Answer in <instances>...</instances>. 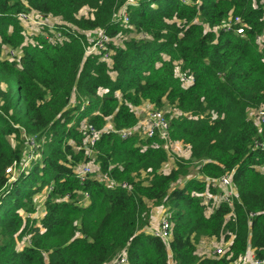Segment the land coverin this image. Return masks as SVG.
I'll return each mask as SVG.
<instances>
[{"label":"trees","instance_id":"16d2710c","mask_svg":"<svg viewBox=\"0 0 264 264\" xmlns=\"http://www.w3.org/2000/svg\"><path fill=\"white\" fill-rule=\"evenodd\" d=\"M262 1L0 0V264H233L248 249L264 260ZM83 7L91 16H78ZM21 12L59 18L62 40L45 26L28 43ZM228 15L245 21L243 37L212 30ZM97 28L110 40L86 53L96 41L84 31ZM5 47L20 53L10 60ZM143 102L180 112L166 135L189 158L174 155L167 173L163 138L119 135L136 126ZM87 125L99 133L98 173L81 181ZM147 202L169 208L167 242L148 230ZM202 238L227 248L199 255Z\"/></svg>","mask_w":264,"mask_h":264},{"label":"built area","instance_id":"2783aa9c","mask_svg":"<svg viewBox=\"0 0 264 264\" xmlns=\"http://www.w3.org/2000/svg\"><path fill=\"white\" fill-rule=\"evenodd\" d=\"M182 1L185 2V0H182ZM262 2L264 4V0ZM122 10H123V8L120 10V17L119 18L124 25H128L129 24L128 23L129 22L128 14L125 10L124 11H122ZM18 19L20 20L21 23L23 21L24 22L30 21L32 24L39 26L41 31H43L42 27H45V26L50 28V29L54 28V34H55L54 40L60 42L63 38L61 31L59 29L55 28L56 24H54V26H52V28H51L47 22L48 17H44L43 15H41L37 12H28V13L21 12L18 14ZM246 27H247V24L245 23V21L240 16L228 15L227 18H225L223 20L221 25H219L218 27H214L212 30L214 32L215 31H217V32L223 31L226 33H233V34H237V35L243 37ZM98 30H100V29H98ZM39 33H41V32H39ZM49 40L52 42L54 41L51 38H49ZM109 40H110V38H108L107 36L102 34L101 36H99V38L97 40H95L96 41L95 44L86 47V53L97 52L99 49L104 47L103 43L106 41L108 42ZM263 40H264V33L260 37H258L259 42H262ZM9 53L12 57L17 56L13 49H11ZM103 57L106 59L108 58L107 54H104ZM258 120H259V122H264V108L260 109V111L258 112ZM142 124L145 127L144 136L146 138L152 137L156 133H159L161 135L167 134V130L169 127V122L166 119L165 115L163 113H161L160 111H157V110L149 112V114L146 116V118L142 121ZM86 131L88 134H87V138L85 140L84 148L86 150L87 155L92 156L94 154V151L92 150L91 146L96 142V140H98L99 133L91 125L86 126ZM130 133H132V129H123V130L119 131V135L122 139H124L128 135H130ZM24 138L26 139L25 135H24ZM31 143L33 144L34 141L31 140ZM90 172H91V170L88 166V163H85L84 165H80L78 170H77L78 177L81 181L84 180L85 176ZM218 184L219 185H222V184L227 185L229 188V191H231V185H229V180L226 177H222L218 181ZM232 193H234V192H232ZM226 194H227V192H226ZM84 196L86 198L87 194L84 193ZM223 197H226V196H222V198ZM207 200H209V197L205 196V198L203 199V203H207ZM167 217H168V214H166L165 216H162L160 223L151 230V232L154 235L159 236L165 242H167L171 236V224L168 221ZM226 245L227 244H224V250L219 248V249L215 250L214 252H216L217 254H223V252L227 248ZM114 264H126V260L123 258V259L115 261ZM171 264H175V263L172 262ZM233 264H264V260H262V261L256 260L254 257V254H253V250L248 249L243 255L239 256L238 259Z\"/></svg>","mask_w":264,"mask_h":264},{"label":"rangeland","instance_id":"374dc122","mask_svg":"<svg viewBox=\"0 0 264 264\" xmlns=\"http://www.w3.org/2000/svg\"><path fill=\"white\" fill-rule=\"evenodd\" d=\"M124 10H125V8L123 7V10L122 11H124ZM91 13H92L91 12V9H89L87 7H83L78 12V16L88 17V16H91ZM47 22H48V24L50 25L51 28H52V26L54 24H60V23H62L59 18H51V17H48ZM22 24L24 26V30H25L24 32L27 35L26 36L27 37L26 41L28 43H32L33 42V39L31 37L34 36V35H37L39 32H41L40 27L37 26V25L32 24L30 21H25V22L23 21ZM55 28H56V25H55ZM215 32L217 34V31H215ZM84 34L88 38L89 42H93V41L97 40L99 38V36H101L103 34V32L100 31V30H98V29H94V30L84 31ZM112 41L115 42V43H117V44L120 43V39L119 38H113ZM5 50L7 52L6 53L7 54L6 57H8L10 60H12V59H14L16 57V56L12 57L10 55L9 52H10L11 48L5 47ZM13 50H14V52H15L16 55H18L20 53V51H18V49H13ZM176 72L178 73V69H176ZM151 111H154V109H153L152 106H149V105H147L145 107H141V109H136L135 110V113H136V115L138 117V123L136 124V126H134L132 128V132L140 140H145L146 139V137L144 136L145 127L142 124V121L146 118V116ZM160 112L163 113L164 115H168V117L165 116L167 120L169 118H172L173 116L180 115V112L178 110L174 109L172 106H169L168 104H165L164 107L160 110ZM253 116L256 119V113L255 112L253 113ZM109 120L107 121L106 126H105L107 129L108 128H112V123ZM156 134L159 137L163 138V140H165L164 148L168 151V153L171 154V156L169 157V159L167 160V162H165L162 165L161 172H168V171H170L174 167V159H173V156L174 155H176L178 157H181V158H186V159L189 158V147L188 146H185L181 142H168V139H167V135L166 134H164V135H161L159 133H156ZM14 142H16V140H14ZM27 150H28V152H31L32 151V143L31 142H29V149H27ZM25 153H27V151H25ZM89 158H90V161L89 162H83L80 165H84L85 163H88V166H89L91 172H97L98 173V168H97V165L95 163V156H90ZM197 164L198 163H195L191 167V169H190V175H196L197 174V170H196ZM141 178H143L144 180H146V175H144V173H142ZM183 180L184 179H182V181ZM144 182H146V181H144ZM178 183H180V182H178ZM220 186H221V188L222 187H225L226 192H227V195H231L232 194L233 189H231V191H229L228 186L225 185V184H222ZM47 194H48L47 188H43V190L41 191V193H38V194H36L34 196V206H35L36 211H35V213L32 216L38 217L39 215H41L43 213V211H44L43 210V203H44L45 198L47 197ZM83 198H85L84 194L79 195V200L80 201H83ZM215 199H218V198L216 197ZM147 205L151 207V210H152L151 216L154 217L156 215V211H159L158 216L155 217V220L153 222V225L154 226H157L160 223L162 216H165L166 214H169V208L166 209V208H163L162 206L161 207H157V206H154L150 202H147ZM27 243H28V239L27 238L19 239L17 241V247L19 249H21L23 246L27 245ZM219 248H221L222 250H224V244L221 243V242L216 241L215 239L202 238V240L199 242V244L197 246V251L200 254H202V255L203 254H209V255H211V254H213V251H215V250H217ZM169 259H170L169 260V263L171 264L173 262V261H171V256H170ZM112 263L114 264V262H112Z\"/></svg>","mask_w":264,"mask_h":264},{"label":"crops","instance_id":"0c3cea01","mask_svg":"<svg viewBox=\"0 0 264 264\" xmlns=\"http://www.w3.org/2000/svg\"><path fill=\"white\" fill-rule=\"evenodd\" d=\"M176 74L178 75L179 73H177L176 72ZM147 105H149V106H151V104H149L148 102H143L140 106H138V107H136V108H134V111L136 110V109H141V107H145V106H147ZM108 129H111V128H108ZM163 173H167V172H163ZM161 211V210H160ZM158 214H159V211H156V215L153 217H151V222H150V227L148 228V230H152L155 226L153 225V222H154V220H155V217H157L158 216ZM211 239V238H210ZM198 246V245H197ZM227 246V245H226ZM209 250V249H208ZM196 252L199 254V255H202V254H200L198 251H197V247H196ZM203 255H207V256H209V254H203ZM172 261V260H171Z\"/></svg>","mask_w":264,"mask_h":264},{"label":"bare ground","instance_id":"6f19581e","mask_svg":"<svg viewBox=\"0 0 264 264\" xmlns=\"http://www.w3.org/2000/svg\"><path fill=\"white\" fill-rule=\"evenodd\" d=\"M232 197V196H231Z\"/></svg>","mask_w":264,"mask_h":264}]
</instances>
